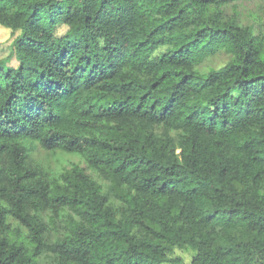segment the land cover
Instances as JSON below:
<instances>
[{
	"label": "trees",
	"instance_id": "16d2710c",
	"mask_svg": "<svg viewBox=\"0 0 264 264\" xmlns=\"http://www.w3.org/2000/svg\"><path fill=\"white\" fill-rule=\"evenodd\" d=\"M238 1L0 0V264H264V23Z\"/></svg>",
	"mask_w": 264,
	"mask_h": 264
},
{
	"label": "rangeland",
	"instance_id": "374dc122",
	"mask_svg": "<svg viewBox=\"0 0 264 264\" xmlns=\"http://www.w3.org/2000/svg\"><path fill=\"white\" fill-rule=\"evenodd\" d=\"M234 4L235 7H233ZM224 9L227 15H231L233 10H236L242 23L252 24L256 30L261 28L259 25L260 23H264V0H240L236 3L230 2ZM65 30L66 27L58 26L56 34H63ZM15 36L16 33L12 34L10 30L0 26V59L6 60L7 67H16L18 64L12 51V41ZM227 61L228 57L224 53L218 52L212 56L206 57L199 67L201 70L206 71L209 68H219ZM31 158L33 162L46 167L51 172L61 171L64 167H69L72 162L79 163L82 167H85V164L78 156L61 152L48 154L40 148H36L32 152ZM21 230L23 233L25 232L24 229L21 228ZM194 254L195 251L190 247L174 248L170 254L171 262L166 264H190Z\"/></svg>",
	"mask_w": 264,
	"mask_h": 264
}]
</instances>
